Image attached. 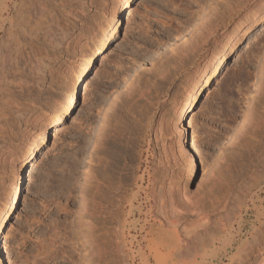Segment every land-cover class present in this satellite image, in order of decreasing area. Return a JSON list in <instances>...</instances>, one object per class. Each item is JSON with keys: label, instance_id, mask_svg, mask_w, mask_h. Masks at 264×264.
Returning <instances> with one entry per match:
<instances>
[{"label": "rangeland", "instance_id": "1", "mask_svg": "<svg viewBox=\"0 0 264 264\" xmlns=\"http://www.w3.org/2000/svg\"><path fill=\"white\" fill-rule=\"evenodd\" d=\"M32 1L0 0V48L20 5L25 2L26 8ZM117 3L50 0L53 18L38 31L34 54L22 61L20 72L5 78L9 88L0 90V210L11 180L27 170L0 240V264H144L141 247L150 236L141 225L149 208L142 191L149 173L159 175V154L176 149L179 134L188 144L190 133L201 152L194 174L189 176L184 162L175 171L176 180L200 191L205 218L190 227V235L181 231L191 252L178 264H259L264 257V0H131L87 72L76 106L27 164L31 140L65 95L82 52L93 45L99 27L109 23ZM205 18L211 31L199 42L198 27ZM233 34L235 43L221 72L181 119V97ZM193 37L197 50L190 46L196 43ZM154 92L160 94L156 105ZM159 120L167 127L165 148L154 141ZM119 129L133 141L120 238L119 216L81 209L82 199L89 201L93 192L88 172L104 155L99 141L107 137L111 145ZM114 205L119 212V199ZM87 220L90 234L87 225L80 230ZM97 237L105 242L104 254L98 260L91 251L88 261L86 240Z\"/></svg>", "mask_w": 264, "mask_h": 264}, {"label": "bare ground", "instance_id": "2", "mask_svg": "<svg viewBox=\"0 0 264 264\" xmlns=\"http://www.w3.org/2000/svg\"><path fill=\"white\" fill-rule=\"evenodd\" d=\"M49 1L50 0H33L32 3L30 2L31 4L27 5L28 7L26 8L23 6L26 4L24 2L25 4L23 3V5H20L22 7H19L20 10L17 11L19 13L15 15L16 17L13 19L14 21H11L8 30H6V32H8L9 39L6 45L0 48V88H2L0 89L1 93L2 91L7 92L4 90L9 88V85L6 83L7 81H5V78L9 76V74L11 75L12 73H17L16 71L18 70L20 72L21 65L23 64L22 61H25L24 59L26 58V56L28 57L29 54L32 55V52L34 54V51L36 50H33V42L36 39L37 34H39L38 31H42V27L45 26V23L52 20L53 16L49 11V8L47 7V3H49ZM130 2L131 0H118V5L112 10V15L109 20V23L102 24V26L99 27L93 45L82 52L81 60L77 65L76 69L71 74V83L67 87L65 95L56 101L47 122L44 124L43 127H41L40 131L33 137L30 142L29 149L25 157L27 160V164H31L33 162L34 158L36 157L37 149L41 144L46 141L49 131L58 129L61 123L64 121L65 116L67 114H70V112L76 106L79 89L81 86H83L85 82L87 72L90 70V68H92L95 57L103 53L105 47L110 42L112 36L118 28V25L123 15V10L129 8ZM207 19L206 22H203L198 27V33L200 37L202 34H208L211 31L209 30L211 29L209 27L210 25H212V23ZM206 30L207 32H209L207 33ZM49 34L51 36L55 35L53 31H50L48 35ZM204 35L201 38L195 35L197 38H199L197 39L196 37H193L192 39H194V42L196 43H193L190 46L196 48L194 44H196V46L199 45L197 44V41H202L199 39H204ZM230 36L231 37L227 39L226 43L222 46V48L213 56V61L211 65L204 66L202 76L196 79L189 88L187 87V91L181 97V108L179 112V117L181 119L189 111L193 110L195 101L197 100L198 95H200L199 93L204 87L209 85L211 77L221 72L220 70L223 64L224 57L226 53L230 50L231 46L235 43L234 34ZM195 38L197 39V41H195ZM188 41L190 43L193 42H191V39ZM183 53L185 55L186 52L182 49L181 54ZM180 62H182V60ZM260 75L261 82L264 86V72H262V74ZM243 79L246 80L245 77ZM262 83L259 85V89ZM167 85H169L168 82ZM156 92L152 94V98H154L153 103L155 105L157 104V101L155 100H157L158 96L160 95L159 93L156 94ZM162 121L159 120V122H156L157 125L154 128L153 132L155 131L154 141H156V146H162L165 148L166 145H164L163 141L166 140V133L168 132H166L167 127ZM112 136L114 137H112V139H109L110 141H112L111 145L108 144L107 137L102 138L99 141V146H102L100 147V149L102 150V153L104 152V155L99 156L98 159L95 158L98 161L97 168H94L95 170L93 171L89 170L88 172L89 174L87 177V181L93 183V192L89 201L87 198L82 199L81 209L82 211H87L88 213L103 212L109 215L110 217L112 216V218H118L119 216L120 238L122 237L121 232L125 224V211L123 212L121 210V208L125 204L124 195L127 188L125 187L126 184L124 181L126 178V173L128 174V162L130 161V155H132L131 152L133 149V141L129 133L125 134L121 129H119V136ZM181 136L182 135L179 134L176 149H171L170 147H168L170 148L169 151L164 150L161 154H159L158 163L160 166L157 165L159 166V175L154 176V173H149L147 185H145L146 187L142 191L143 198L146 202L149 203V208L145 213V219L147 220H145L144 223L141 225L142 228H148L145 231L144 235L150 236L146 239L148 243L146 242L147 244L141 247L142 250H145L141 257V260L144 264H151L152 260L155 264H178L182 262L183 257L186 256L187 253H190L191 250L190 252L186 251L188 243L186 242V240H184L186 238L181 236V231L182 233L184 231V234L191 233L190 230L194 229L193 226H198L199 221H202L205 218V215L202 213V209H204L205 206L203 205L202 197L199 194L200 191L197 190L194 192L192 190V192L191 190H189V188L187 189V187H185V184L179 183L178 180H176L177 172L175 171L177 167H180V165H182L184 162L187 163V173H189V176L191 177L194 174V165L197 162L196 154H199V152H201L199 151V145L193 133H190L188 144H184L185 142L183 141V137ZM111 146H115V148L117 149L113 150ZM191 148L194 150V153L191 152ZM93 163H95V161L92 162V164ZM95 166L92 165V167ZM26 170L27 168H22L19 172L16 173L15 177L11 180L8 189L7 199L4 202V206L0 210V240L4 233V229L8 222L9 216L13 212L16 203L20 197L22 183L24 182L23 178L26 175ZM118 199L119 212L118 207L114 205L116 204ZM131 204L128 213H130V210L133 207V204L132 206ZM189 215H194L195 218L188 219ZM83 225L88 226L87 233L90 234V228L92 225L91 221L87 220L82 222L80 225L81 231H83ZM190 227L193 228L190 229ZM93 238L94 236H92V239ZM103 241L99 237H97L94 241L86 240V243H88L87 246L89 248V255H87L88 261H90L91 259V251L92 256L96 255L98 260L99 258H102V254H104L105 250V242ZM120 247L121 246L119 245V254L121 251ZM121 255L119 256L120 259ZM192 255L193 254L191 253V256ZM122 256L125 257L126 254H123ZM187 257L190 258L189 256ZM124 260H126V258H124ZM123 263L126 264L125 261ZM259 264H264V257L262 258Z\"/></svg>", "mask_w": 264, "mask_h": 264}]
</instances>
